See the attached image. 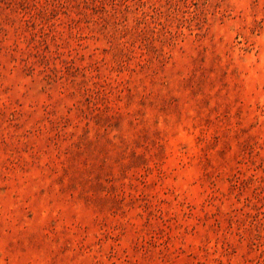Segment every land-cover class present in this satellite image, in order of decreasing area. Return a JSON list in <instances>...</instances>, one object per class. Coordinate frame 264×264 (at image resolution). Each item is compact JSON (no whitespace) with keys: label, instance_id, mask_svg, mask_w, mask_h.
<instances>
[{"label":"rangeland","instance_id":"374dc122","mask_svg":"<svg viewBox=\"0 0 264 264\" xmlns=\"http://www.w3.org/2000/svg\"><path fill=\"white\" fill-rule=\"evenodd\" d=\"M0 264H264V0H0Z\"/></svg>","mask_w":264,"mask_h":264}]
</instances>
